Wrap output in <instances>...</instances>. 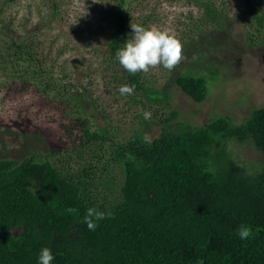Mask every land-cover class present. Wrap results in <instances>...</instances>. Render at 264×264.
<instances>
[{
  "label": "trees",
  "instance_id": "1",
  "mask_svg": "<svg viewBox=\"0 0 264 264\" xmlns=\"http://www.w3.org/2000/svg\"><path fill=\"white\" fill-rule=\"evenodd\" d=\"M193 1L206 9L202 32L209 19L214 28L228 19L214 0ZM243 1L256 32L248 31L249 41L264 45L263 0ZM128 2L109 0L104 9L110 83L119 94L134 85L131 106H145V96L171 111L148 119L143 109L127 135L88 87L57 77L39 44L15 35L0 8V90L40 97L66 120L67 133L54 160L35 150L0 158V264H37L43 247L52 264H264V106L240 124L227 116L200 126L180 120L168 94L154 93L144 72L129 73L115 59L131 32ZM211 80L184 70L175 82L202 103ZM153 127L159 132L151 136ZM232 144L250 145L259 159L238 161ZM90 209L94 230L85 222ZM241 224L252 231L243 241Z\"/></svg>",
  "mask_w": 264,
  "mask_h": 264
},
{
  "label": "rangeland",
  "instance_id": "2",
  "mask_svg": "<svg viewBox=\"0 0 264 264\" xmlns=\"http://www.w3.org/2000/svg\"><path fill=\"white\" fill-rule=\"evenodd\" d=\"M52 1L0 0L1 19L10 25L11 31L13 28L15 35L33 37L57 77L88 87L99 99V107L114 124H120L124 134L138 125L137 116L143 109L148 119L157 110L169 116L171 109L166 108V103L144 96L145 106H131L128 95L119 94L111 85L104 67L103 35L108 27L104 9L109 0H57L56 11ZM214 1L218 8L228 11V19L220 28L212 27L209 19L205 32L199 26L206 19V9L193 0L128 2L130 25L165 30L180 40L183 46L180 62L171 70L161 65L151 67L144 72V81L154 93L168 94L172 106L180 112V120L194 126L221 116L240 124L253 109L264 106V45L249 41L248 31L256 32L248 22L251 20L248 8L243 0ZM184 70L212 76L204 102H194L177 86L176 78ZM65 123L40 97L0 90V158L18 159L35 150L45 156L51 152L54 160L62 155L61 143L67 136ZM158 132L159 128L153 127L151 136ZM230 149L241 162H254L260 157L250 145L232 144Z\"/></svg>",
  "mask_w": 264,
  "mask_h": 264
},
{
  "label": "clouds",
  "instance_id": "3",
  "mask_svg": "<svg viewBox=\"0 0 264 264\" xmlns=\"http://www.w3.org/2000/svg\"><path fill=\"white\" fill-rule=\"evenodd\" d=\"M131 32L116 53L115 59L129 73L148 72L151 67L158 65L171 70L182 59V44L178 38L168 31L158 28H146L141 25H130ZM121 94H131L134 85H122ZM93 210H89L85 222L89 229L94 230L96 224L89 220ZM240 240L248 239L251 228L241 224L236 230ZM55 259L51 248L43 247L37 256V264H52Z\"/></svg>",
  "mask_w": 264,
  "mask_h": 264
}]
</instances>
